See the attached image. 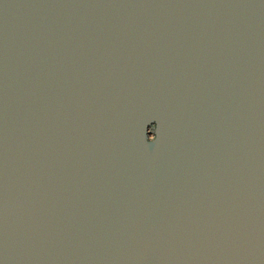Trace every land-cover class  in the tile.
Returning <instances> with one entry per match:
<instances>
[{
	"label": "water",
	"instance_id": "95a60500",
	"mask_svg": "<svg viewBox=\"0 0 264 264\" xmlns=\"http://www.w3.org/2000/svg\"><path fill=\"white\" fill-rule=\"evenodd\" d=\"M0 264H264V0H0Z\"/></svg>",
	"mask_w": 264,
	"mask_h": 264
},
{
	"label": "clouds",
	"instance_id": "9594fccd",
	"mask_svg": "<svg viewBox=\"0 0 264 264\" xmlns=\"http://www.w3.org/2000/svg\"><path fill=\"white\" fill-rule=\"evenodd\" d=\"M155 127V126H154Z\"/></svg>",
	"mask_w": 264,
	"mask_h": 264
}]
</instances>
